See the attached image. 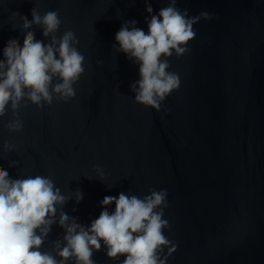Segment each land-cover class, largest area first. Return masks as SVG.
Segmentation results:
<instances>
[{"label": "water", "instance_id": "obj_1", "mask_svg": "<svg viewBox=\"0 0 264 264\" xmlns=\"http://www.w3.org/2000/svg\"><path fill=\"white\" fill-rule=\"evenodd\" d=\"M148 3L155 14L168 0ZM176 6L212 18L193 25L188 52L168 58L166 71L180 84L157 111L134 102L137 65L112 47L125 20L147 31L145 0H0V51L22 44L11 14L30 23V12L54 10L62 21L56 35L72 30L85 57L73 98L40 108L22 103L19 132L4 131L10 115L0 120V169L12 178L50 177L70 197L65 213L84 225L99 215L104 196L164 189L163 234L176 244L166 264H264V0ZM32 31L45 40L38 27ZM5 144L12 150L5 153ZM77 189L78 204L71 199ZM60 235L53 225L41 251ZM92 259L119 264L103 247Z\"/></svg>", "mask_w": 264, "mask_h": 264}, {"label": "clouds", "instance_id": "obj_2", "mask_svg": "<svg viewBox=\"0 0 264 264\" xmlns=\"http://www.w3.org/2000/svg\"><path fill=\"white\" fill-rule=\"evenodd\" d=\"M176 3L168 0L153 14L145 0L147 31L138 28L135 19L125 20L112 45L115 52L137 65L138 79L129 84L134 102L157 111L180 84L176 73L166 71L168 58L188 52L187 43L195 37L193 25L212 18L207 11L189 16L187 9H179ZM8 20L23 40L20 47L10 41L0 51V120L10 115L4 131L19 132L23 123L17 113L22 103L40 108L54 99L66 102L74 97L73 84L85 71V57L76 47L78 40L72 30L56 35L62 22L57 11L42 15L32 11L30 23L15 14ZM34 26L45 40L34 38ZM12 148L5 144L3 151ZM15 164L12 161L9 167ZM93 170L103 181L104 171L95 166ZM166 197V190L151 188L143 197L127 192L104 196L98 202L102 208L99 215L84 225L78 217L65 213L70 197L50 177L12 178L7 169H0V264H96L93 253L102 247L104 255L119 264H166L176 248L163 234L169 227L162 218ZM71 199L78 204L82 192L73 191ZM109 205H114L111 211ZM53 225L62 229V235L51 241L50 251H41Z\"/></svg>", "mask_w": 264, "mask_h": 264}]
</instances>
